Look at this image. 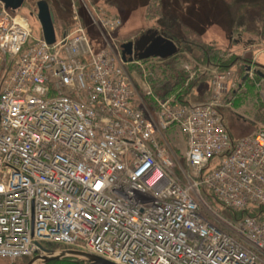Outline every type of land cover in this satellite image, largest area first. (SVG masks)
<instances>
[{
	"label": "built area",
	"instance_id": "1",
	"mask_svg": "<svg viewBox=\"0 0 264 264\" xmlns=\"http://www.w3.org/2000/svg\"><path fill=\"white\" fill-rule=\"evenodd\" d=\"M77 3L48 44L0 1V258L264 264V124L231 137L229 72L212 71L203 102L156 99L152 117L124 67L138 61L114 45L119 17L95 5L86 24ZM173 127L181 157L162 135Z\"/></svg>",
	"mask_w": 264,
	"mask_h": 264
},
{
	"label": "rangeland",
	"instance_id": "2",
	"mask_svg": "<svg viewBox=\"0 0 264 264\" xmlns=\"http://www.w3.org/2000/svg\"><path fill=\"white\" fill-rule=\"evenodd\" d=\"M37 0H24L20 8L35 34L40 30V25L36 18ZM54 17V30L56 37L67 29L72 23V0H46ZM84 5L77 3V11L83 21L89 24L86 9L93 10L95 5H101L102 15H115L120 19L119 28L113 33L114 45L119 50L120 44L126 41H133L147 29H157L164 32H170L174 37L186 38L184 25L188 26L196 34L188 35L190 41H201L207 45L219 49L225 58L230 55L238 57L237 61L224 70L218 68H207L205 79L195 82L196 85L188 93L187 101L189 103H200L210 97L209 76L212 71H228V91L221 101L219 110L224 118L226 127L232 138L236 139L253 133L261 124L251 121L254 115H262L264 112V79L249 73L246 76L245 68L247 66L260 67L264 72V0H83ZM77 2V0H76ZM96 3V4H94ZM160 9V15H153L150 10ZM96 13V12H95ZM99 15V14H97ZM239 37L243 41L249 39H260L252 47L243 43H236ZM187 39V38H186ZM180 49V46L177 44ZM183 52L175 58L160 59L150 57L138 62L126 64L125 70L128 72L132 83L136 88L138 104L143 108L146 114L154 116L157 110V100H163L167 96L179 91L182 85L188 80L185 76L195 77L197 71L204 70L199 59V51L183 44ZM174 56V55H173ZM167 60L166 62H163ZM167 64L170 69L169 83L172 86L171 91L166 95L158 96L154 92L151 83L148 81L151 68L150 65ZM154 66V67H155ZM197 68V71L194 69ZM158 68H153L155 71ZM158 70V71H160ZM161 73V72H160ZM184 76V79L182 77ZM156 96L147 95V90ZM189 88V89H190ZM173 89V90H172ZM156 93V94H155ZM158 94V95H157ZM172 97V96H170ZM169 98V97H168ZM174 154L182 156L185 151V140L177 128L173 127L162 134ZM180 160V159H179ZM219 213L225 216L230 222L234 223L229 213L225 209L218 208ZM29 258H21L15 262H9L0 258V264H26ZM40 264V263H37Z\"/></svg>",
	"mask_w": 264,
	"mask_h": 264
},
{
	"label": "water",
	"instance_id": "3",
	"mask_svg": "<svg viewBox=\"0 0 264 264\" xmlns=\"http://www.w3.org/2000/svg\"><path fill=\"white\" fill-rule=\"evenodd\" d=\"M4 7L11 11L20 10L24 0H0ZM36 5V18L40 25V32L42 37L48 44H52L55 41L54 30V17L49 8L46 0H37ZM242 38L239 37L235 40L236 43L242 42ZM251 41H243L248 45ZM121 56L124 62H130L132 60H142L150 57H157L160 59H167L175 55L179 47L173 41L171 37L165 35V32L157 29H147L145 32L133 41H126L120 44ZM256 74L264 79V72L260 67L256 66L251 68L247 66L245 68L246 74L249 72ZM64 258H74L80 261L81 264H115L111 261L98 257L96 255L78 251L74 249H61L50 250L43 256H35L30 258L26 264H45L49 261H59Z\"/></svg>",
	"mask_w": 264,
	"mask_h": 264
},
{
	"label": "trees",
	"instance_id": "4",
	"mask_svg": "<svg viewBox=\"0 0 264 264\" xmlns=\"http://www.w3.org/2000/svg\"><path fill=\"white\" fill-rule=\"evenodd\" d=\"M96 1H98V0H95V2ZM106 1H109V0H106ZM150 12L153 13V15H155V14L160 15L161 14L160 9H157L156 11H154L152 9V10H150ZM85 23L88 24L87 22H85ZM184 33H185L187 39L182 38V37H174V35H171L170 32H165L166 36L171 37L173 39V41L176 42L180 46V49L178 50V52L174 56H172L171 58H175L179 53L183 52V48H181V46L183 44H189L190 46H193L194 48H196L199 51V56L195 58L196 62L198 63L197 60L199 59V61L202 64L200 66H203L204 70H206V71H204V72L197 71L198 67H196L194 69V71H197L195 73V75H196L195 77L193 76L191 79H188L189 75H188V77L185 76L184 83L186 82V78H187L188 82L185 85H182V87L179 91H176L175 93L170 95V96H172L174 102H180V103H187L188 102L186 97L188 96L189 91L191 90V88L193 86L196 85L195 82L199 83V81H201L203 77L205 79L207 68L208 69L209 68H218L219 70L220 69L224 70V69H227L228 67H230L232 64H234L238 59V57H236L235 55H230L229 57L225 58L223 56V54L220 53L219 49L214 48L211 45H207L205 43H202L201 41H197V42L190 41L188 38L189 37L188 35H193V34L195 35L196 33L193 30H191L190 28H188V26H186V25H184ZM167 60H164L163 62H166ZM154 66L155 65L151 63L150 68H151L152 72H150V75L148 76V81L151 83L154 92H158V90L160 89V93H158L159 95L158 94L157 95L161 97L162 95L164 96L168 92H170L171 88H172V86H170L171 84L169 83V74H170L169 70L170 69H167L168 67H167L166 63L162 64L163 68L161 70H160V68H158V67H160L159 65H156L155 67ZM153 68H158V69L155 71ZM158 70H160V71H158ZM255 76H257V75H255ZM182 77L184 79L183 75H182ZM257 78H260V77L257 76ZM170 96H167V97H170ZM254 120L255 121H251L252 124H254V122H258L259 124H264V112L262 113V115L261 114L258 116L254 115ZM79 263L80 262L77 261L76 259L64 258V259L59 260V261H49L45 264H79Z\"/></svg>",
	"mask_w": 264,
	"mask_h": 264
},
{
	"label": "crops",
	"instance_id": "5",
	"mask_svg": "<svg viewBox=\"0 0 264 264\" xmlns=\"http://www.w3.org/2000/svg\"><path fill=\"white\" fill-rule=\"evenodd\" d=\"M249 41H251L250 44L253 45L255 42H257V41H261V40H259V39H256V40H254V39H249ZM250 44H249V46L252 47Z\"/></svg>",
	"mask_w": 264,
	"mask_h": 264
},
{
	"label": "flooded vegetation",
	"instance_id": "6",
	"mask_svg": "<svg viewBox=\"0 0 264 264\" xmlns=\"http://www.w3.org/2000/svg\"><path fill=\"white\" fill-rule=\"evenodd\" d=\"M176 43V42H175ZM176 45H177V43H176ZM249 73H252L251 71L249 72ZM249 73H247V75L246 76H248V74ZM253 75H256V74H254V73H252ZM259 77V76H258ZM261 78V77H260ZM262 79V78H261Z\"/></svg>",
	"mask_w": 264,
	"mask_h": 264
}]
</instances>
